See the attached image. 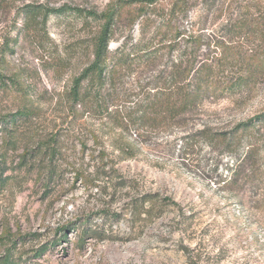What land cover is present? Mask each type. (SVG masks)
I'll return each mask as SVG.
<instances>
[{
    "label": "rangeland",
    "instance_id": "374dc122",
    "mask_svg": "<svg viewBox=\"0 0 264 264\" xmlns=\"http://www.w3.org/2000/svg\"><path fill=\"white\" fill-rule=\"evenodd\" d=\"M115 1L134 0H0V258L16 240L13 257L20 264H264L258 194L241 203L215 184L230 175L227 154L201 145L183 166L173 151L175 131L149 130L136 138L133 130L101 120L95 144L89 119L69 114L64 103L72 80L92 58L95 24L87 13ZM141 38L138 26L122 23L108 50L128 53ZM156 55L148 65L134 59L105 84L110 110L117 101L133 108L163 87L156 82L172 56ZM262 111L264 81L241 100L206 104L194 123L227 131ZM114 141L129 144L133 158L112 154ZM94 150L110 155L116 181L135 187L94 176ZM76 173L83 178L75 180ZM145 195L155 198L148 216L145 207L136 213L128 204ZM77 227H102L105 234L76 246Z\"/></svg>",
    "mask_w": 264,
    "mask_h": 264
},
{
    "label": "trees",
    "instance_id": "16d2710c",
    "mask_svg": "<svg viewBox=\"0 0 264 264\" xmlns=\"http://www.w3.org/2000/svg\"><path fill=\"white\" fill-rule=\"evenodd\" d=\"M87 16L95 24L92 58L72 80L64 105L72 119L83 115L89 119L93 142H97L94 128L98 120L112 129L133 130L136 138L149 130L175 131L179 137L175 136L172 145L180 165L191 162L201 145L218 149L232 162L230 175L215 181L218 189L239 195L241 203L247 195L258 194L257 202L264 206V111L227 131L194 123L206 104L241 100L251 87L264 81V0L115 1L102 12L91 11ZM122 23L128 29L138 26L143 44L132 46L128 53L118 49L111 54L108 45ZM162 51L172 56L169 71L156 82L163 87L144 95L133 108L125 110L117 101L110 110L103 94L105 84L114 83L134 59H144L140 65H148ZM112 149L123 160L134 156L129 144L114 141ZM94 154L96 150L90 157L94 176L106 179L104 184L115 181L121 188L135 187L130 181L115 180L117 170L106 151ZM79 178L83 177L76 173L75 180ZM84 180L86 184L87 178ZM154 201L153 195H145L128 204L136 213L145 207L148 216L156 207ZM172 206L179 211L177 204ZM82 223L86 225L87 220ZM260 224L264 229V219ZM75 232L76 246H82L88 236L101 239L105 234L102 227H77ZM10 244L0 264H20L13 257L17 241Z\"/></svg>",
    "mask_w": 264,
    "mask_h": 264
}]
</instances>
